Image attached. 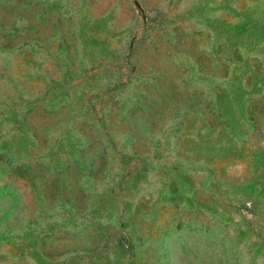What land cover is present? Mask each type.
<instances>
[{
  "label": "rangeland",
  "instance_id": "374dc122",
  "mask_svg": "<svg viewBox=\"0 0 264 264\" xmlns=\"http://www.w3.org/2000/svg\"><path fill=\"white\" fill-rule=\"evenodd\" d=\"M0 264H264V0H0Z\"/></svg>",
  "mask_w": 264,
  "mask_h": 264
}]
</instances>
